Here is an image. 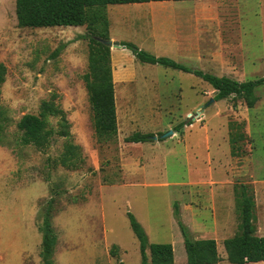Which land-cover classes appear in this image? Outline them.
Masks as SVG:
<instances>
[{
    "label": "rangeland",
    "instance_id": "1",
    "mask_svg": "<svg viewBox=\"0 0 264 264\" xmlns=\"http://www.w3.org/2000/svg\"><path fill=\"white\" fill-rule=\"evenodd\" d=\"M106 13L113 42L176 63L181 52L182 65L239 82L264 76V0L114 5ZM84 34L85 27L20 29L15 1L0 0L7 69L0 105L8 118L0 135V264H42L40 228L51 200L53 264H140L128 212L150 244L173 246L174 264H186L178 222L190 239L215 240L217 264H230L223 241L240 230L241 186L254 202L255 235L264 236V87L253 109L233 99L207 105L214 92L199 78L140 64L130 51L118 60L112 54L120 49H110L114 75L122 61L119 71L129 79L114 85L117 135L98 138L82 82ZM53 93L85 158L75 171L57 161L61 140L44 152L19 143L16 123ZM236 132L245 134L244 153L234 158L229 138ZM135 133L158 141L126 143ZM184 204L191 209L182 216Z\"/></svg>",
    "mask_w": 264,
    "mask_h": 264
},
{
    "label": "trees",
    "instance_id": "2",
    "mask_svg": "<svg viewBox=\"0 0 264 264\" xmlns=\"http://www.w3.org/2000/svg\"><path fill=\"white\" fill-rule=\"evenodd\" d=\"M17 27L20 29H45L65 27H85L86 34L79 37L87 40V70L82 82L92 112V126L98 138L112 139L117 135V117L115 90L112 75L110 48L99 40H110L109 22L106 8L114 5H134L158 3L164 1H200V0H14ZM123 49L131 52L140 64L158 65L182 73L191 74L209 85L214 92V102L233 99L241 100L247 109H253L259 98L256 90L264 87V76L255 80L239 82L232 78L192 70L165 57H155L139 50L131 43H120ZM7 69L0 63V103L1 88L6 80ZM55 121V124H53ZM8 123L0 105V135ZM189 122L178 125L179 132ZM243 124H232L243 130ZM21 146H30L38 152L48 149L54 139L61 140V151L57 159L63 168L75 171L85 165L81 147L75 143L71 133V124L66 112L61 108L56 94H51L40 102L38 113L26 114L16 123ZM151 134L135 133L125 139L126 143L138 144L151 142ZM244 133H230L229 146L231 157H240L244 153L242 142ZM240 230L234 236L223 241V249L230 264L264 263V237L255 235L253 225L254 202L248 196L247 188L240 187ZM52 200L42 221L40 259L42 264H53L52 254L57 241L51 225ZM129 227L138 242L140 264H174V250L171 244H150L148 237L131 213H126ZM183 237L186 264H217V243L213 239H190L186 228L178 222ZM116 246L110 250L115 257ZM119 264H123L120 262Z\"/></svg>",
    "mask_w": 264,
    "mask_h": 264
},
{
    "label": "crops",
    "instance_id": "3",
    "mask_svg": "<svg viewBox=\"0 0 264 264\" xmlns=\"http://www.w3.org/2000/svg\"><path fill=\"white\" fill-rule=\"evenodd\" d=\"M164 2H168V1H164ZM175 2V1H174ZM177 2H185V1H177ZM199 2H228V0L227 1H225V0H200ZM134 5H139V4H134ZM188 14V13H187ZM189 15V14H188ZM192 15V14H191ZM180 16H184V14L183 13H180V14H178V17H180ZM190 16V15H189ZM192 18H193V15H192ZM186 25V24H185ZM109 36H110V38L111 39H114V35H113V31H112V27H110L109 28ZM123 51H126V52H128V50H126V49H124V50H122V48L120 49V50H117V51H115V52H113V54H112V57H115L116 59H118L119 60V58H121V52H123ZM110 54H111V52H110ZM173 56H175L176 58H178L177 60H178V64H181L182 65V59L184 58L185 59V55H183L181 52H174V55ZM190 57H191V54H190ZM117 60V62H116V67H117V76H115L114 75V71H112V75H113V82H114V85H120V83H116V82H121L122 84H124L125 83V81H127L129 78H128V76H127V73H124L123 71H119V69H120V67L119 66H121L122 65V61H118ZM112 62V61H111ZM120 64V65H119ZM184 66V65H183ZM184 67H186V66H184ZM187 68H189V67H187ZM121 69H122V67H121ZM189 69H192V68H189ZM192 70H194V69H192ZM186 74V73H185ZM187 75H191V74H187ZM121 84V85H122ZM184 127H186V126H184ZM183 127V128H184ZM182 130V129H181ZM180 130V131H181ZM176 134L173 132V135L172 136H175ZM154 136H156V135H154ZM157 137V136H156ZM153 140H151V142H152ZM156 141H158V139L156 140ZM147 143H150V142H147ZM141 144H143V143H138V144H135V145H141ZM190 183H191V181H189V183H188V185H187V187L190 185ZM182 185V184H181ZM190 209H191V204H184V209H183V211H182V216H184L185 215V211L186 212H188V211H190ZM261 237H264V236H261ZM196 240V239H195ZM261 263H263V262H260V263H256V264H261Z\"/></svg>",
    "mask_w": 264,
    "mask_h": 264
},
{
    "label": "water",
    "instance_id": "4",
    "mask_svg": "<svg viewBox=\"0 0 264 264\" xmlns=\"http://www.w3.org/2000/svg\"><path fill=\"white\" fill-rule=\"evenodd\" d=\"M103 45H105V46H107V47H109L110 49H121L122 47H121V45L119 44V43H117V42H113L112 40H108V41H105V40H99ZM214 102V99L212 98V99H210L209 100V102L207 103V105H210V104H212ZM173 134V132H170L169 134H168V136H170V135H172ZM164 137H166V136H164ZM158 139V137H151V140H153V141H156Z\"/></svg>",
    "mask_w": 264,
    "mask_h": 264
}]
</instances>
